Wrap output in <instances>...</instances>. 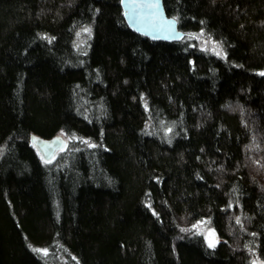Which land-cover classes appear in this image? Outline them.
Segmentation results:
<instances>
[{"label": "trees", "instance_id": "16d2710c", "mask_svg": "<svg viewBox=\"0 0 264 264\" xmlns=\"http://www.w3.org/2000/svg\"><path fill=\"white\" fill-rule=\"evenodd\" d=\"M164 5L180 42L120 0H0V264H264V0ZM60 133L95 147L46 166Z\"/></svg>", "mask_w": 264, "mask_h": 264}, {"label": "rangeland", "instance_id": "374dc122", "mask_svg": "<svg viewBox=\"0 0 264 264\" xmlns=\"http://www.w3.org/2000/svg\"><path fill=\"white\" fill-rule=\"evenodd\" d=\"M91 29L89 27L79 29L75 34L74 48L80 53L85 54L89 41L91 39ZM205 51L216 54L217 56H224L223 48L221 44L214 42L209 38H205L201 34L192 37ZM61 144L55 148V150L50 154L49 158H45L43 150H40L39 146L35 144V149L38 151L41 161L47 166L58 167L62 163V156L68 154L69 152H77L79 150H87L95 145L88 139L82 137H76L75 135L60 133L58 136ZM5 148H0V159L5 153ZM184 234L190 235H200L203 237L204 241L207 243L208 247L214 249L218 244L217 232L212 228L210 220L204 219L194 223L192 226L183 227L181 230ZM213 245V246H210ZM36 250V249H34ZM42 250V249H40ZM39 252V251H38ZM49 253V252H47ZM56 264H77L76 260L72 257H67L63 253L53 254ZM53 260V258H51ZM253 264H260V262L255 258L252 260Z\"/></svg>", "mask_w": 264, "mask_h": 264}, {"label": "water", "instance_id": "95a60500", "mask_svg": "<svg viewBox=\"0 0 264 264\" xmlns=\"http://www.w3.org/2000/svg\"><path fill=\"white\" fill-rule=\"evenodd\" d=\"M124 20L135 33L143 35L155 42H180L186 33L179 29V21L169 17L165 9L164 0H120ZM158 4L159 7L149 5ZM59 140H48L40 143L45 158L59 146Z\"/></svg>", "mask_w": 264, "mask_h": 264}, {"label": "snow or ice", "instance_id": "6c2138e0", "mask_svg": "<svg viewBox=\"0 0 264 264\" xmlns=\"http://www.w3.org/2000/svg\"><path fill=\"white\" fill-rule=\"evenodd\" d=\"M149 6H150V7H159V5H158V4L149 5ZM262 75H264V73H262ZM210 246H213V245H211V244H210ZM36 251H43L45 255L47 254V251H46V250H40V249H36Z\"/></svg>", "mask_w": 264, "mask_h": 264}]
</instances>
